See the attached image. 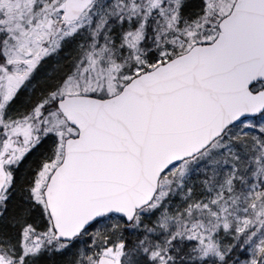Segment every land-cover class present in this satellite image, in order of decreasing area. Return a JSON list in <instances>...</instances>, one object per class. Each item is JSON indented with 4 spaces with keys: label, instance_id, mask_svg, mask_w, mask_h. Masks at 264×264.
I'll list each match as a JSON object with an SVG mask.
<instances>
[{
    "label": "snow or ice",
    "instance_id": "snow-or-ice-1",
    "mask_svg": "<svg viewBox=\"0 0 264 264\" xmlns=\"http://www.w3.org/2000/svg\"><path fill=\"white\" fill-rule=\"evenodd\" d=\"M0 264H264V0H0Z\"/></svg>",
    "mask_w": 264,
    "mask_h": 264
}]
</instances>
